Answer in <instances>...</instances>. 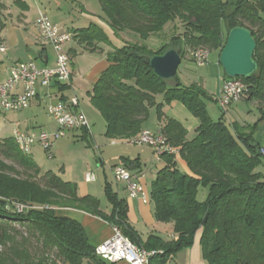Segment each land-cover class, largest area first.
<instances>
[{
    "label": "trees",
    "instance_id": "16d2710c",
    "mask_svg": "<svg viewBox=\"0 0 264 264\" xmlns=\"http://www.w3.org/2000/svg\"><path fill=\"white\" fill-rule=\"evenodd\" d=\"M100 2L107 25L128 40L108 54L110 66L94 85L91 103L107 123L106 136L120 141L137 137L151 109L156 110L166 144L178 154L161 156L164 165L152 183L151 202L156 220L173 224L175 238L166 241L151 235L141 241L128 220L126 200L111 184L105 186L112 208L107 214L98 199L80 196L77 184L50 171L43 173L8 138L0 143V264H114L97 256L82 224L60 216L61 209L80 210L119 228L135 245L155 251L150 264H167L194 244L199 231L207 264H264V146L256 140L264 121V0ZM5 13L6 4L0 0V44ZM236 27L247 28L257 44V71L239 78L246 84L247 101L256 103L260 111L253 125L227 122L225 110L214 121L207 112L204 98L209 95L203 87L183 86L177 74L164 80L150 65L153 57L169 50H176L182 60L199 48L221 53ZM75 34L86 49L111 45L103 28L94 23ZM152 37L162 38L160 48L148 45ZM173 103H182L199 121L193 139L180 122L166 117L164 107ZM87 132L81 139H89ZM178 158L187 172H181ZM200 187L209 191L205 201L198 200Z\"/></svg>",
    "mask_w": 264,
    "mask_h": 264
},
{
    "label": "crops",
    "instance_id": "0c3cea01",
    "mask_svg": "<svg viewBox=\"0 0 264 264\" xmlns=\"http://www.w3.org/2000/svg\"><path fill=\"white\" fill-rule=\"evenodd\" d=\"M80 1L81 0L77 1V5H79ZM4 2L6 4L5 14L7 18L1 42L5 51L0 52V83L7 80L12 74L13 67L20 63L34 61L37 66L38 62H40V65L38 66L39 68H54L56 66V56L54 59H51L48 53V46L41 40L36 25L38 14L39 12H42L37 0H34V3L32 0H4ZM49 8H51L50 11L54 13V18H56L53 22L60 26L62 30L70 32L73 35L72 41L64 46L66 53H68L71 58V82L70 84L54 83L49 88L43 87L39 84L37 86V95L27 109L21 111L1 112L0 143L5 139L13 138V133L16 129L33 132L48 131L52 133L57 131V123L51 118H46L48 105L60 100L68 102L71 98L76 97L80 102V109L87 116L91 126L89 138L93 139L97 144V137L99 138V136L94 130L96 129L97 123L100 122V117H102V115L91 103L93 88L100 79L102 73L110 66L107 59L108 54L115 48H122L124 46V40L128 39L123 36L118 37L115 35L105 22L102 11L95 15L87 11L86 7L83 6L80 9V16L82 19H73L68 15L71 11L68 0H56V2L49 4ZM92 23L103 28L111 45L101 43L97 45L96 50H91L86 49L85 45L78 42L75 32L87 28ZM162 43V38L157 37H152L148 41V45L154 49L160 48ZM49 46L52 47L51 45ZM218 54L220 57L219 52ZM207 65H209V59ZM225 77L226 75L222 76V80H224ZM222 85L223 83H221V87L216 95H213V100L217 103ZM61 86L66 87L62 90ZM23 91V85H19L15 88L14 93L21 94ZM157 100L158 102H161L162 98L158 96ZM239 103L234 104L231 108H234ZM164 113L166 117L180 122L186 128L188 131V138L190 133L196 134V130L199 127V121L182 103H173L172 105L165 106ZM248 113L252 112L249 111ZM225 117L227 118L226 114ZM254 117H256V115H254ZM239 120L230 119L229 122L249 124L244 118ZM160 127L161 123L157 119L156 110L151 109L150 118L144 123L143 130L157 131ZM106 131L107 123L105 121L101 135L107 137ZM262 132H264V121L259 123L258 126V133ZM71 133L81 138L84 130L70 131L67 135ZM67 135L63 138H66ZM107 139L110 138L107 137ZM110 140L113 142L120 141L113 139ZM128 145L131 144L128 142ZM60 146L61 145H58V142H56L53 157L60 153ZM121 151L122 153L119 157L114 159V162H112L108 171L105 169L104 161H100V166L97 167L94 172L90 171L91 167L88 165L89 170H87L81 178L79 177L78 179L67 182L77 184L80 196H92L98 199L107 214L111 213L112 208L106 200L105 186L107 183L111 184L114 192H116L120 198L126 200L128 205V220L131 226L138 232L141 241L145 242L151 235H157L166 241L175 238L173 224H165L156 220L154 205L151 202V193L147 190L150 183L152 187V183L156 179L158 171L163 167L164 162L160 158H157L153 148L149 146L140 145V147L133 153L129 152L127 148L123 150L121 149ZM43 153L45 154V151L40 146L35 145L31 148L28 155L34 159L42 172L45 173L50 170L44 171L41 166L42 164H45ZM178 160L181 159L178 158ZM124 163L131 165L127 167ZM182 163L187 170L186 164L183 161ZM115 165L124 166L130 173L142 176L141 183L144 186L146 193L150 195V202L148 204L142 203L139 199L130 198L125 185L114 181L111 168ZM64 168L62 170H64ZM91 172L96 175V180L94 182L86 181V174ZM54 174L61 178L60 173ZM58 214L76 220L82 224L86 230L90 244L95 248L113 236V226L99 217L75 209H61L58 211ZM200 239L201 231L196 234L194 244L190 248L180 251L177 255L170 258L167 264H207L202 256ZM117 264L127 263L120 262Z\"/></svg>",
    "mask_w": 264,
    "mask_h": 264
},
{
    "label": "built area",
    "instance_id": "2783aa9c",
    "mask_svg": "<svg viewBox=\"0 0 264 264\" xmlns=\"http://www.w3.org/2000/svg\"><path fill=\"white\" fill-rule=\"evenodd\" d=\"M36 25L41 39L52 46L56 53V66L54 68H39L34 61L17 64L12 69L11 76L0 83V113L7 111H21L27 109L37 95V86L49 88L54 83L70 84L72 72L70 69L71 58L64 46L73 39L70 32L62 30L43 12H39ZM4 52L5 48L0 47ZM210 52H200L199 49L190 51L191 59L200 67L206 66ZM23 85L21 94L14 93L17 86ZM246 84L239 78L223 80L218 104L227 110L234 103L245 97ZM48 115L57 123L58 130L53 133L45 131L14 130L13 139H21L27 151L35 145L40 146L49 158L53 157L55 143L65 137L70 131L86 130L90 132L91 126L85 113L80 109L78 98L73 97L68 102L57 101L48 105ZM136 145L153 148L158 158L165 153L178 154V150L167 144H162L160 131L145 130V135L136 138ZM113 179L116 183H123L130 198L139 199L145 204V188L141 183L142 176L130 173L124 166L116 165L111 168ZM94 173L86 174V181L94 182ZM132 243L122 233L113 230V236L96 248V254L101 259L110 263L125 262L127 264H144L145 255L154 253Z\"/></svg>",
    "mask_w": 264,
    "mask_h": 264
},
{
    "label": "rangeland",
    "instance_id": "374dc122",
    "mask_svg": "<svg viewBox=\"0 0 264 264\" xmlns=\"http://www.w3.org/2000/svg\"><path fill=\"white\" fill-rule=\"evenodd\" d=\"M224 1L227 2L230 0ZM32 2L34 3V0H32ZM37 2L39 3L42 12L44 11L43 13H45L53 22V20H55L56 18H54V13L50 11L51 8H49V4H51L52 2H56V0H37ZM68 3L71 7L70 14L68 15H70V17H72L73 19H82V17L80 16V9L83 6L86 7L87 11L95 15L99 14L102 11L100 0H81L79 5H77L78 3H72L70 1H68ZM172 27L173 26L167 27L166 32L170 34L172 32ZM179 32L182 33V30L180 29ZM1 46L2 45L0 44V47ZM47 46L48 53L51 59H54V57L56 56L55 50L48 44ZM63 49L65 51V47ZM218 61V52L212 51L210 53L209 65L200 67L191 59L189 53L185 58H183L181 65L179 66V69L177 71V79L183 86L189 87L193 84H199L206 90L209 98H204V101L206 103L207 112L214 121H218L224 114V110L221 108V106L215 100L211 99L213 98V95H216L217 91L220 89L221 83H223L221 77L226 75L223 68L219 65ZM39 65L40 62H38V66ZM169 83L175 84L173 81H170ZM159 97L162 98L161 96ZM243 100H247V98L244 97L239 102ZM233 105L225 110V114L227 115V118L225 117V120L227 122H229L230 119L239 120L244 118L246 119V122L251 125L256 123L257 119L260 116V111L258 110L256 103L243 101L236 105L234 108H231ZM249 111H251L253 114L248 113ZM254 115H256V117H254ZM47 117L50 118V116L48 115V111L46 118ZM102 117H100V122L97 123L96 129L94 130V132L99 136V138L97 137V144L91 138H89L88 140H83L76 135H73L72 133L68 134L66 138H61L56 141L58 142V145H61L59 154H56L54 157L49 158L46 152V155L43 153V157L45 160V164L41 165L43 170H50L53 173H60V176L64 181H73L75 179H78L79 177L81 178L84 173L89 170V166L91 167L90 171L94 172L97 167L100 166V161H104L105 169L108 171V168L110 167L112 162H114V159H116V157H119V155L122 153L121 149L123 150L127 148L129 152L133 153L135 150H137V148L140 147V145H136L133 143H130L131 145H128L127 141L113 142L112 140L107 139V137H105L104 135H101V132L103 131V125H105V120ZM194 137L195 133L189 134V139H193ZM256 140L258 143H260L261 146H264V132H257ZM262 153L264 154V149L262 150ZM178 162L181 172H187V170L183 166L182 161L179 160ZM63 168L64 170H62ZM150 184L149 188H147L149 193H151ZM208 193L209 191L207 188L200 187L198 200L205 201L208 197Z\"/></svg>",
    "mask_w": 264,
    "mask_h": 264
},
{
    "label": "water",
    "instance_id": "95a60500",
    "mask_svg": "<svg viewBox=\"0 0 264 264\" xmlns=\"http://www.w3.org/2000/svg\"><path fill=\"white\" fill-rule=\"evenodd\" d=\"M256 47V41L247 28L236 27L230 31L219 57L220 66L228 78H248L257 71L254 60ZM181 62V55L176 50H169L153 57L150 65L160 78L171 80L176 76Z\"/></svg>",
    "mask_w": 264,
    "mask_h": 264
},
{
    "label": "bare ground",
    "instance_id": "6f19581e",
    "mask_svg": "<svg viewBox=\"0 0 264 264\" xmlns=\"http://www.w3.org/2000/svg\"><path fill=\"white\" fill-rule=\"evenodd\" d=\"M200 52H210V51H208L206 49H203V48H200ZM159 131H160V134H161V142H162V144H166V140H165V137H164L163 133L161 132V129H159ZM141 135H145V130H143L138 136H141ZM137 137H135V138H133V139L127 141V142L136 143V138ZM14 140L17 143V145H18V147H19V149L21 151H23L25 153H29L30 152V151H27V147H23V143H22L21 139H14ZM149 202H150V195L145 192V204H148ZM113 230L118 232V233H122V231L119 228L114 227ZM154 254H155V252L154 253H148L147 255H145L144 264H150V259H151V257Z\"/></svg>",
    "mask_w": 264,
    "mask_h": 264
}]
</instances>
